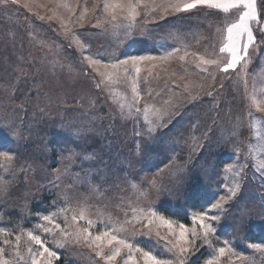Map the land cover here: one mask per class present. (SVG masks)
<instances>
[{
    "label": "rangeland",
    "instance_id": "374dc122",
    "mask_svg": "<svg viewBox=\"0 0 264 264\" xmlns=\"http://www.w3.org/2000/svg\"><path fill=\"white\" fill-rule=\"evenodd\" d=\"M60 2L62 0H16V2L9 0L7 4V6H10L15 11L19 8L24 13L23 19L9 15L11 19L7 20H11L14 23L16 21H23L26 31H28L29 27L32 28L34 37L37 39L38 44L41 45L40 48L44 49L37 52L38 47L33 46L30 38H28L30 42L28 39L24 40L26 43L22 42L23 46L25 45L26 47L28 43L30 44V47L26 49L29 54L26 66L28 72L26 77L31 78L29 83L21 81L23 84L14 86L17 88L16 96H13V87L4 92L3 90H6L8 87L0 84V128L4 137L11 139L7 145L1 146L0 153L9 152L13 156L12 161H8L0 156V180H5L8 183V191L0 193V202L4 198L8 199L7 204L0 203V205L6 206L0 209V227L11 232L13 226H5V221L11 219V216L16 212L20 218H23L21 224L33 215L34 228H38V225L45 223L39 217L54 213L59 208L65 206L62 193H66L71 198V207H77L78 203H85L88 206L89 218L96 220L98 225L92 229V233L95 235L98 232L104 231L106 226H110L107 220L109 214H111L113 220L123 221L126 218L131 219V208L125 205V203L123 204L122 201H118L116 205L110 201V199H117L119 195L121 196V200H127L128 196H131L130 203L133 206L137 205V207H144L145 209L148 206H152L158 215L174 221L177 228L179 224L183 223L189 229L192 227L198 229V224L193 225L192 217L199 213H205L208 217H219L218 220L209 219L207 221L217 231L215 234L209 236L208 242L204 241L202 234L196 238V243L194 246H191L193 247V252L188 257L186 264H207L209 259L219 255L217 249L220 247H225L226 249L231 247L236 252V255L226 252L224 256L219 258L218 264H264V251L257 252L250 247L252 244L264 245V167H261L262 162H264V111L252 103L254 90L257 101L264 102V96L260 95L259 92V89L264 87V84H262V81H264V21L258 24V19L251 23L256 39L255 43L249 48L250 63L247 76H245L240 71V65L237 66L236 70H230L228 73L220 72L219 68L215 66L200 65V67H197L199 61L193 55V53H196L204 56L206 59H218L222 67L223 63L229 58L228 53H219V48L224 42L222 37L226 35L224 29L227 23L234 22L238 18L239 10H232L230 12L232 13L231 16L227 13L230 16L228 17L224 16L225 13L199 6L189 12L169 14L164 20H154L153 16L158 17L160 15V12H155L153 16H149L146 19L143 17L138 19L137 26L133 29L132 34L126 35L122 27L114 31L109 23H104L101 27H95L98 17L92 10L96 0H63V2L70 4L75 9L71 14L62 7L57 8V4ZM53 11H56L63 18V24L59 19H50L53 16ZM141 11L143 12V9ZM82 12L85 13L83 21L79 19ZM96 12L99 13L100 19H104L100 8H97ZM69 19L72 21L71 24L67 23ZM116 23L123 24L126 22L120 21L118 18ZM145 25L146 31H142ZM36 27L42 31L35 32L33 28ZM170 32L179 34L181 39L173 40L168 38V33ZM51 33L54 34L55 39L50 36ZM77 40L81 44L86 45V47L81 48L76 43ZM7 47L8 44L4 45V48ZM0 48L1 50H6L1 46ZM16 48L17 46L12 47V52ZM173 48H179L180 50L167 63L145 61L140 64L141 72L138 76L140 99L138 103L145 96L142 91V85L145 83L143 81L149 76H153L159 72L162 73L151 87L154 90H156L157 84L163 81L165 76L172 78V80L171 78L166 79L167 83L174 87L173 93L163 96L164 99L157 103H152L155 108L150 107L147 116L145 111H141L138 106L134 110L135 113L132 112V106L131 108L129 107L131 100H133L130 95L132 94L131 80L137 77L131 64L127 66L130 69L129 73L125 74L121 68L120 78L113 77L112 81L109 82L101 73L112 71L111 69L105 70L103 67H100L99 72H97L89 67V63L85 59L86 56H91L94 59L103 57V63H114L117 59L123 60L128 56L158 57L165 52L172 51ZM186 52L188 55H185ZM181 56L185 57L184 60L179 59ZM152 64H156V67H151ZM69 65H71V70H69ZM204 67L208 68L209 73L215 75L214 81L207 73L201 71V68ZM189 78H194L195 81L193 82ZM229 78L234 80L237 94L241 92L231 103L232 107L236 105L234 111L236 123H230L232 125L227 123L226 116V114H229L230 107L229 105L225 107L224 104L218 113L212 115L215 117L212 118L211 123L209 121L211 119L210 114L206 119L204 118V127L207 128L204 131L200 130V126L203 125L200 120L198 122L193 120V118L191 119L198 126L194 132H191L193 129L189 128L184 120L176 119L178 113H171L170 115L163 116L161 119H157L154 114V110L157 108L163 110L166 107L165 102L170 99L173 103L176 101H180L181 103L188 100H197L198 98H191L196 95V91L188 89V92H185V85L204 86L202 90L198 89L201 90L199 96L204 91V99L202 101L210 99L206 93L212 91L213 88L215 91L211 97L219 96L215 99L223 98L224 94L222 90H226V93L230 91V87L226 83V80ZM97 84L100 86L96 87ZM32 87L37 89L39 93L34 94L33 89L31 90ZM156 91L160 93V91ZM18 94L24 98H16ZM153 98H156V94L153 95ZM191 104L192 102L182 105V107L185 109ZM59 105H62L63 108L59 107ZM121 105H123V108ZM77 107L80 110H77ZM224 109L225 114L220 113ZM249 113L252 115L250 116ZM85 115L86 119L90 121H92L93 117H95L94 119L105 120L109 129L110 122L108 119L113 120L114 128L109 132L115 134L113 137L116 138H112V140H117L115 144L119 143L118 139L127 137L125 141L132 142L130 138L135 137L133 139L136 140L133 154L139 156V153L142 151V155L139 159H129L127 156L128 164H132V162L142 164L151 149H156L159 152L173 149L176 146L182 149L178 153V155H182L183 148L187 145V153L189 155L198 144L203 146L205 142L214 147L215 151L219 145L222 146H219V149L224 151L227 144L233 150V153L230 154L228 159L223 160L217 169L212 166L211 169L205 168L200 172L198 168L194 167L195 171L202 176V180L206 184V194L198 198V203L194 207L196 210H189L186 214L188 216L187 223L167 216L155 206L158 200V198H155L156 188L152 187L150 182L158 178L157 171L147 177L149 180L143 184L141 183L142 179H135L132 183L123 185L130 187L133 193H129L124 187H121L119 192L110 191L108 196L105 195L106 197L104 198H101L102 194L98 193L97 199L102 201V205H99L97 202H93V199L87 197L88 193H86L84 187H87L88 183L93 181H97V183L98 181L108 182L109 179L120 176L119 172L127 164H112V151L109 153L106 150L97 152L95 150L88 153L91 146L98 145V143L95 140L90 144L83 140L82 137L78 138L67 133L69 131L76 132L75 128H73L74 124L64 125V123H59L63 124L64 129H62L61 125H58L60 133L72 137L75 145L80 146L79 149L74 147V150L68 153L69 162L71 163L69 166L65 164L63 159H60L62 153L59 151V148L52 149L56 145V142L60 141L58 138H56V142L52 141L51 136L53 134H50L48 140L45 141V149L38 154L35 152L33 162L23 164L22 161H18L17 159L19 155L22 159L21 154L26 153V148L38 145L40 141L45 140L42 138V134H40V131L44 127H47L43 122L44 120L64 118L70 121L83 122ZM218 117L220 121L224 120V123L218 121ZM214 118H216V121ZM122 119L126 120V125L131 123L128 120L132 119L131 126L129 127L131 130L130 137L128 135L125 136ZM239 119H247V121L249 119L247 130L248 128L250 129L248 130L249 139L246 142V151L243 150L240 142L235 138L240 139V136H243L246 132L244 131L243 133L242 129L245 124L240 122ZM27 121H31L32 123L39 122V125L35 124L31 126L32 129L28 137L25 136L23 131V124L25 122L27 126ZM166 122L168 125L169 123L173 124V133H170V128L166 130L167 125L162 126ZM229 122H232V120L230 119ZM253 122H255V127H253ZM225 125H229V127ZM82 126L85 127L86 125ZM222 128H227L229 132L227 133L226 130L222 131ZM150 129L152 131H149ZM84 131L92 132L90 129H79V132H82L81 134H86ZM95 131L98 135L104 133L101 131L99 125L94 127V134L96 133ZM162 132H165L168 137L171 134L178 136L173 139L176 144L167 148L163 137L159 139L156 136V134ZM220 134L221 138L218 140ZM230 139L237 143V146L231 145ZM27 141H29L28 144L26 143ZM24 143L28 146H25ZM52 143L54 144L52 145ZM107 144H109V141ZM127 145L131 147V145ZM144 145L146 148H144ZM102 153L106 154L102 155ZM106 157L109 158L110 164H99L102 161L105 163ZM55 161L57 162L55 163ZM83 162L89 163L87 170H82L80 167ZM171 164H176L175 160ZM229 164L233 165L231 170L227 167ZM150 165V168L154 167L153 164ZM72 166L76 167L79 172L73 177L72 181L64 182L63 179L69 181L70 177L68 174L72 173ZM174 166L171 167L173 168ZM66 168L70 169V173L65 174ZM252 168L254 169V174L252 173ZM80 171H85V174H81ZM89 172L91 173L88 178H85L83 175ZM57 176L60 178L57 179ZM184 176L186 179L182 180L174 190L177 191L181 188L184 191L179 193L182 198H178L177 196L173 198L175 203H182L184 199H191L196 188L202 184H196L197 182L189 177L187 173H184ZM241 176L243 179H241ZM238 182L241 186L236 191L235 196H233L230 189L235 188ZM20 183H22L23 187L19 185ZM133 184L139 186L140 192L146 193L143 196V202L139 193L132 188ZM70 185L72 186L70 187ZM241 187L243 188L242 192ZM56 188L59 191V197L55 202L57 208H53L50 213L42 209L37 210V208L33 211L30 210L37 201H45V197L53 194ZM116 189H118L117 186L110 188V190ZM221 196L231 197V199L225 200L220 208L213 209L211 205L216 203ZM15 200L16 203L18 202L16 205L14 204ZM187 208L186 206L183 214L186 213ZM97 210L103 212L104 216H98ZM125 213H127V216ZM68 216L71 218V212H69ZM61 218L62 216L56 217V222L63 226L64 222ZM101 219H103V223H100ZM6 223L8 222L6 221ZM145 223L146 221L128 224L126 225L127 231L119 233V235L122 238H128L130 242L143 247L145 250H151L159 258L174 260L175 257L169 251L170 246H166L165 240L159 239L154 232L151 236L146 235L147 229L144 228ZM46 226L50 227L51 225ZM79 226L87 227V224L81 221L79 222ZM40 229L41 231L39 233L35 232V234L40 235L49 247H51L50 244H55L54 241L59 238V233L50 235L44 233L42 228ZM220 229H222L221 232H219ZM160 235L174 240V237L168 235L166 228L160 229ZM4 239L14 241L15 236H9L6 232L3 237H0V241ZM189 239H192L191 234H189ZM26 240L27 237L25 236V240H22V247L26 252L22 248L21 251L27 256V246L23 243ZM226 240L229 242L228 244H225ZM32 247L36 250L35 245H32ZM61 249L63 254L68 255L67 252H70L71 255H68L69 257L79 259L83 263L104 264V261L96 257L95 253L83 243L66 242L65 246L61 247ZM53 250L58 252L59 258L54 259L52 264H58L57 261L59 259L67 264L68 259L61 255L57 249ZM240 256L248 257V259H240ZM62 261L60 262L61 264L63 263ZM117 261L119 264H122L120 257H117ZM27 264H30V259Z\"/></svg>",
    "mask_w": 264,
    "mask_h": 264
},
{
    "label": "snow or ice",
    "instance_id": "6c2138e0",
    "mask_svg": "<svg viewBox=\"0 0 264 264\" xmlns=\"http://www.w3.org/2000/svg\"><path fill=\"white\" fill-rule=\"evenodd\" d=\"M9 0H0V5L7 7ZM16 2V0H12ZM29 6V5H26ZM199 6H204L210 10H217L221 13H230L232 10L238 11V18L231 23L226 24L224 31L226 35H223V44L219 48V53H228L229 58L223 66H220V61L218 59H206L202 55L193 53L196 56L200 65L205 66H215L219 68V71L222 73H228L230 70H236L237 66L240 65V71L247 76L248 67L250 63L249 48L255 43V36L253 34V29L251 23L257 21L261 14L264 13V0H259L260 11L258 12V0H96V3L93 6V13L97 15V23L95 27H101L104 23H109L112 26V29L115 31L117 28L122 27L126 35H131L133 29L137 26V21L141 17L147 18L153 16V13L160 12L158 17L153 16L154 20H164L169 14H177L181 12H189L192 9H196ZM66 9L69 14L73 13L75 9L66 2H60L57 4V8ZM100 8L103 13L104 19L99 18V13L96 12V9ZM143 9V12L141 11ZM242 9V10H240ZM55 18L61 20L63 24V18L57 14L56 11H53V16L50 19ZM126 22L123 24H117L118 20ZM79 19L83 21L85 19V13L80 14ZM71 24L72 21L69 19L67 22ZM142 31H146L145 28ZM168 38L173 40H180L181 36L177 33H168ZM76 43L84 48L86 45L81 44L79 40ZM186 47V45H185ZM180 49L173 48L170 52H165L161 56H128L123 60L117 59L114 63H103V57L94 59L91 56H86L85 59L89 63V67L93 68L99 72L100 67H103L105 70L111 69L112 71H106L101 73L102 76L111 82L113 77L120 78V69L122 68L124 73L127 74L130 72V69L127 67L131 64L132 69L135 70L137 74L136 78L131 80V92L133 94L132 103L135 104L140 99V89L138 87V76L141 72L140 64L145 61H159L160 63H167L172 59L175 53ZM214 54V53H213ZM185 55H188L186 52ZM184 56L179 57L180 60H184ZM71 70V65L68 66ZM151 67H156V64H152ZM201 71L208 74L211 79L215 80V75L208 72V68H201ZM264 84V81H262ZM100 85L97 84L96 87ZM188 85H185V92H188ZM197 87H203L202 85ZM215 89L208 91L207 96L211 97ZM260 95L264 96V87L259 89ZM191 95V94H190ZM199 93L195 96H192V99H197ZM252 103L260 110L264 111V102L257 101L256 92L253 91L252 94ZM180 104V101L175 103L169 101L165 102L166 107L161 110L159 108L154 110V114L157 119H161L163 116L170 115L172 110L175 109ZM123 108V105H121ZM131 108V105H129ZM139 111V109H137ZM145 114L150 111L149 105L145 104L144 107ZM251 116L252 114L249 113ZM253 127H255V122H253ZM149 131H152L150 129ZM235 135V134H234ZM239 151V149H237ZM0 156L4 157L8 161L13 160V156L9 152H2ZM228 169L231 170L233 165L229 164ZM261 167H264V162H262ZM68 169H65V174ZM60 177L57 176V179ZM241 179L243 177L241 176ZM151 186L158 188L162 184V176L153 179L150 182ZM72 185H70L71 187ZM89 187L91 184L89 183ZM132 188L136 190L141 197L145 196L146 193L140 192L139 186L136 184L132 185ZM240 188V183L236 184L235 188L230 189L233 196H235L236 191ZM8 191V183L5 180H0V193H6ZM92 191H96L95 188H92ZM65 201V206L59 208L56 212L49 215H43L39 217L43 222L41 225H38V228H42L44 233L55 235L59 233V238L54 241L58 247H64L66 242L85 244L90 248L96 257H99L104 261V264H119L117 257H120L122 264H186L188 257L193 252L194 244L196 243V238L202 234V238L205 242H208V238L211 234L216 233V229L211 223L207 221L218 220L219 217L212 216L208 217L205 213H199L192 217L193 225L198 224V229L192 227L189 229L183 223L178 225V228L175 226L174 221L165 218L162 215H158L157 211L152 207L148 206L146 209L144 207H132V217L131 219H124L123 221L113 220L111 214L108 215V225L104 231L98 232L95 235L92 233V229L97 227V221L89 218L88 212L89 208L85 203H78L77 207H71L70 201L71 198L66 194L62 193ZM87 199V198H85ZM231 197L221 196L220 199L211 205L213 209L220 208L223 202ZM69 212H71V220H69ZM97 215L100 217L104 216V213L97 210ZM127 216V213H125ZM62 216L64 219L63 226L60 223L56 222V217ZM85 222L87 227H80L79 222ZM146 221L144 228L147 229V236L154 234L162 240L166 241V246L169 247V251L173 253L175 259H163L159 258L157 255L153 254L151 250H145L143 247L138 246L137 244L130 242L126 237L122 238L119 233L126 232V225L132 224L135 222ZM101 219L100 223H103ZM46 225H51L46 226ZM166 228L168 235L174 237V240L168 239L167 236L160 235V229ZM9 236L13 235V232H8L7 229L0 227V237H3L5 233ZM189 234H191L192 239H189ZM135 235V233H134ZM27 237V240L23 243L27 246V256L22 253V237ZM229 242L226 240L225 244ZM0 264H27L30 259V264H52L54 259L59 258L57 251H54L49 247L46 241L40 236L35 234L34 231L29 230L27 232L21 230L20 234L15 235V240L4 239L0 241ZM32 245L36 246V250L33 249ZM251 248L255 249L257 252L264 251V245L262 244H252ZM218 256L213 257L207 261V264H218L219 258L224 256L226 252L236 255V252L233 248L220 247L217 249ZM139 254V256H137ZM240 259H248V257L240 256Z\"/></svg>",
    "mask_w": 264,
    "mask_h": 264
},
{
    "label": "trees",
    "instance_id": "16d2710c",
    "mask_svg": "<svg viewBox=\"0 0 264 264\" xmlns=\"http://www.w3.org/2000/svg\"><path fill=\"white\" fill-rule=\"evenodd\" d=\"M15 12H17V14H15ZM228 14L231 16L232 13H228ZM228 14H224V16L230 17ZM9 15L11 17H17V18L23 19L24 13H22L19 8L17 9V11H15L10 6H7L5 8L4 6L0 5V27H2L0 29V46L4 48V45L8 44V47L4 48L6 50H1V48H0V84L8 87V88H6V90H3L4 92L5 91L7 92L10 88L13 87V96H16L17 88L14 86L23 84L21 81H24V83H29V81L31 79L30 77H26V75H28V72L26 70V66H27V62L29 59L28 58L29 54H28L26 49L30 47V44L28 43L27 46L25 47V45L23 46L22 42L26 43L25 41L28 38H30L32 40L33 46L38 47L37 52H40V50L43 51L44 48H40L41 45L38 44L37 39L34 37L35 35L33 34L32 28L29 27L28 31H26L24 26H23V21H19V22L16 21L14 23L11 20H7L10 18ZM208 18H209V16H208ZM218 18L221 19L220 17H218ZM210 21H212V20L210 19ZM262 21H264V13L261 14L258 24L261 23ZM258 24L256 23L257 26H258ZM42 28L44 30H46V28L44 26H42ZM33 29L35 32H39V30H41L38 27L33 28ZM50 36L53 39H55L54 34L51 33ZM30 39H28L29 42H30ZM15 46H17V48L15 49V51L12 52L11 48L15 47ZM161 75H162V73L159 72L153 76H149L147 79H145L143 81L145 83L142 85V91L145 94V96H143V99L141 100V102H139V103L137 102V104L136 103L133 104L132 103L133 100H131V106H132V112L133 113H135L134 110H136L137 106L139 107V109L141 111H143L145 104L149 105V107L155 108L152 105V103H157V102L161 101L162 99H164L163 96H165V95L168 96L174 92V91L172 92L174 87L167 83V79L171 78L170 76H165L163 81H161V82H159V84H157L158 87L155 89L160 91V93H158L156 90L151 88L154 81L155 80L157 81ZM171 80H172V78H171ZM189 80H191L193 82L195 81L194 78H189ZM226 83L229 85L230 91L226 93V90H222V92L224 94L223 98L220 97V99H215V98H218L219 96L218 97H210V99L202 101L204 99V96H203L204 91H202L201 96H199L198 99L195 100V101L199 100L198 102H195L193 100L192 101L188 100L187 102H181L175 109L172 110V113H174V114L178 113L176 115V119L177 120H184L185 123L188 125V127L193 129V130H191V132H194L196 130V128H198V126H196L194 124V122L191 121V119L193 118V120H196L198 122L200 120L201 123L203 124L202 126H200V130L204 131V130H207V128L204 127V118L206 119L210 114L211 119H209V121L211 123L212 118L215 117L212 115L218 113L219 110L221 108H223V104H224L225 107H227L228 105L230 107L229 114H226L227 123L229 125H232L230 123H236L234 120V119H236V116L234 113L236 105L234 107H232L231 103L233 102V100H235V98L241 92H239V94H237V90L234 87V80L232 78L227 79ZM148 84H149V87H148ZM32 89L34 91V94L39 93L37 91V89H34L33 87L31 88V90ZM150 89L152 90L151 92H150ZM188 89H194L196 91V94H197L202 90V87L189 86ZM198 89H201V90H198ZM154 94H156V98H153ZM130 95L133 98V94H130ZM16 98L22 99L24 97H21L18 94ZM190 102H192V104L187 106L189 109L188 108L184 109L182 107V105H185V104L190 103ZM59 107L63 108L62 105H59ZM77 110H80V108L77 107ZM224 112H225V109H224V111H222L220 113L225 114ZM204 115H206V116H204ZM83 118H85V120H87V121H85V120L83 122L75 121V120L70 121L69 119H64V118L56 119V120H44L43 122L45 123V125L47 127H44L40 131V134H42V138L45 140L40 141V143H38V145H34V146L26 148V150H25L26 155L21 154L22 159L20 158V155L17 157V159H18V161H22L23 164H28L29 162L30 163L33 162L35 152H37V154H38L43 149H45V147H46L45 141L48 140L50 134H53V136H51V138L53 139L52 141L56 142V138H58V140H60V141H58V143L56 142V145H54L52 149H56L58 147L59 151L62 153L60 159H63L65 161V164H67L69 166L71 163L69 162L68 153L73 151L74 147H76V149H79L80 146L75 145V141L73 140L72 137H68L67 135L60 133L59 132L60 130L58 129V125H61L62 129H64L63 124H59V123H64V125L74 124L73 128H75L76 132L75 131H69L67 133H69L75 137H78V138L82 137L83 140H85L86 142H88L90 144L93 143L95 140L98 143V145H92L91 148L88 150V153L93 152L95 150H96V152L106 150V152H109V153H110V151H112L113 152V154H111L112 155V158H111L112 164H127L126 167L122 168L121 172H119L120 176L109 179L108 182L98 181L99 185H98L97 181H93V182H90L91 187H89V183H88L87 187L86 186L84 187L86 189V193H88L87 197L90 199H93V202H97L99 205H102V201L97 199L98 193L100 195L102 194L101 198H104V197L108 196V193L110 191H118L119 192L121 187H124L125 190L128 191L129 193H133V191L130 189V187H125L123 185L124 184L128 185V183H132L135 179H137V180L142 179L143 181H141V183L143 184L145 181L149 180L147 177H149L151 174H153V173H155V171H157V173H158L157 176L158 177L162 176V184H160V186L158 188H156L155 198L156 199L158 198V200H157L155 206L158 209H160L167 216H169L171 218H177L178 220H182L183 222L187 223L188 216L186 214L189 212V210L190 211L196 210L194 207H196V204L198 203V198L206 194V186H205L206 184L203 182L202 176H200L197 173V171H195L194 167L198 168L200 170V172H202V170L205 168L211 169L212 166L217 169L219 167V164H221L223 162V160L228 159L230 157V154L233 153V150L227 144L225 146L224 151H221L219 149V146H221V145H219L218 149L215 151L214 147L210 146L207 142H205V144L203 143L204 144L203 146L198 144L197 147L195 148V150L192 153H190L189 155L187 153V145L185 146V148H183L184 150L182 152V155L181 154L178 155V153L182 149L178 148L176 146L173 149H169L166 151H159V152H157L156 149H151L147 154L146 160L142 164L136 163V162H132V164H128L127 163V156L129 159H133V158L139 159L140 156L142 155V151L139 153V156H136L135 154H133V151H134L133 147H134V144L136 143V140H133V139H135V137L130 138L132 140V142H129L128 140L125 141L127 139V137H124L120 140L118 139L119 143L115 144V142L117 140H114V139L112 140V138H116V137H113V135H115V134L109 132V131L113 130V128H114V121L113 120L108 119V121L110 122L109 123L110 129H109L105 120H98V118L94 119L95 117H93L92 121H90L89 119H86V115ZM214 119L216 121V118H214ZM230 119L232 120V122H229ZM122 121H123L122 126H123V131L125 133V136L128 135V137H130L131 130L129 127L131 126L132 119L128 120L131 122L128 125H126V123H127L126 120L122 119ZM218 121H220L219 117H218ZM239 121L243 122L245 124V126L242 130H243V133H244V131H246V132L244 133L243 136L242 135L240 136V139L237 137H235V138L240 142V145L243 148V150L246 151V142H248V139H249L248 130L250 129V128H248V130H247L249 119H248V121H247V119H239ZM220 122L224 123V120H222ZM26 124H27V126L25 125V122H24V124H23L24 130L23 131H24L25 136L28 137L30 134V131L32 129L31 126H34L35 124L39 125V122L32 123L31 121H27ZM82 125H86V126L83 127ZM97 125L100 126L101 131L104 133H101L99 135L96 131H95L96 132L95 134L93 133V129ZM164 125H167L166 130H168L170 128V133L174 132V130L172 129L173 124L169 123V125H168V123L166 122L162 126H164ZM229 125L228 126L225 125V126L229 127ZM78 128L81 130L90 129V131H92V132L84 131L86 134H81L82 132H79ZM225 130L227 131V133L229 132V130L227 128L226 129L222 128V131H225ZM2 133H3L2 129L0 128V136L2 138L0 140V148L2 145H5V144L7 145V143L9 141H11V139L5 138ZM115 133H116V131H115ZM156 136L159 137V139H162V137H163L165 143L167 144V148L168 147L170 148L173 144H176V143H174L175 141L173 139L178 137V136H174L172 134L168 137L165 132L156 134ZM218 137H219L218 140H220L221 134ZM165 138H167V139L165 140ZM108 141H109V144L106 145V143ZM230 142H231V145L237 146V143H235L231 139H230ZM26 143L28 144L29 141H27ZM27 144L24 143L25 146H28ZM53 144L54 143H52V145ZM127 144L131 145V147H129ZM144 148H146L145 145H144ZM204 148H208V149H204ZM212 151H215V152H212ZM169 152H170V154H168ZM104 154H106V153H102V155H104ZM108 159L109 158L106 157V160H105L106 162L104 163V161H102V162H99V164H110V160H108ZM174 160H175L176 164H171V162ZM56 162L57 161H55V163ZM150 164H153L154 167L150 168V166H151ZM88 165H89V163L83 162L80 165V167L82 168V170L83 169L87 170ZM173 165H175V166L172 168L171 166H173ZM71 171H72V173H70V169H68V171H67V173L68 172L70 173V174H68L70 177L69 181H67V179H63L64 182L72 181L73 177H75V175L78 174L77 172H79L77 170V168L74 166H72ZM253 172H254V169L252 168V173ZM80 173L85 174V171H80ZM90 173L91 172H89L83 176L85 178H88ZM171 173H172V175H171ZM184 173H187L189 177L193 178V180H195L197 182L196 184H200V183H202V184H200V186H198L196 188L195 192L191 196V199H184L182 201V203H179V202L175 203L173 201V198L175 196H177L178 198H182L181 194H179V193L184 192L181 188L177 191H174L176 189V187L178 186V184L182 180L186 179V177L184 176ZM19 185L21 187H23L22 183H20ZM75 186H77V184H75ZM116 186L118 187V189L110 190V188H114ZM240 186H241V184H240ZM189 187H190V185H189ZM242 187H241V192L243 190ZM92 188H95L96 191H92ZM54 191L55 192H53V194H49L48 196L45 197V201L39 200L35 204H33L32 209H30V210L33 211L35 208H37V210L42 209V210L50 213L53 208H57V205L55 204V202H56V199L59 197L58 196L59 191L57 188L54 189ZM89 196H91V197H89ZM168 197H170V198H168ZM131 199H132V197L128 196L127 200H121V196L119 195V197H117V199H110V201H112L115 205L118 204V201H122L123 204L125 203V205H127L129 208L137 207V205L133 206L132 203H130ZM156 199H155V201H156ZM141 201L143 202V197H142ZM0 203L5 205V203L6 204L8 203V199L4 198L1 200ZM17 203L15 200L14 204L16 205ZM140 206H141V202H140ZM186 206L188 208L186 210V213L183 214ZM5 207L6 206L0 205V209L5 208ZM32 216L33 215H31L28 219L24 218L26 220L24 221L23 224H21V221L23 220V218H20L18 216V214L15 212L11 216V219L6 220L8 223H6V221L4 220L5 226H13L11 228V232H13L14 236L16 234H20L21 230L26 231V232L28 230H32L34 232L39 233L41 231V229L40 228H34V223H33L34 217H32ZM61 219L64 222L63 217ZM69 220H71L70 217H69ZM221 231H222V229L219 230V232H221ZM136 239L139 240L140 238H136ZM22 240H25V237H22ZM50 246H51V248H53L55 250L57 249L61 253V255L65 256V258L68 259L67 264H86V263L81 262L79 259H74V258L69 257L71 255L70 252H67V254L69 256L66 255L65 253L63 254L61 247H58L56 244H50ZM21 248L23 249V247H21ZM23 254H25V253H23ZM61 261L59 259L57 261V263L59 264ZM62 264H65V263L63 262Z\"/></svg>",
    "mask_w": 264,
    "mask_h": 264
}]
</instances>
